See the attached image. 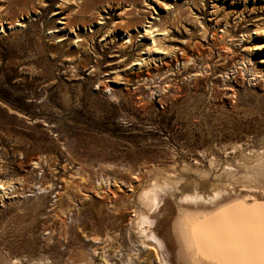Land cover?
I'll use <instances>...</instances> for the list:
<instances>
[{"label": "rangeland", "instance_id": "rangeland-1", "mask_svg": "<svg viewBox=\"0 0 264 264\" xmlns=\"http://www.w3.org/2000/svg\"><path fill=\"white\" fill-rule=\"evenodd\" d=\"M263 138L264 0H0V264H154L139 190Z\"/></svg>", "mask_w": 264, "mask_h": 264}, {"label": "bare ground", "instance_id": "bare-ground-1", "mask_svg": "<svg viewBox=\"0 0 264 264\" xmlns=\"http://www.w3.org/2000/svg\"><path fill=\"white\" fill-rule=\"evenodd\" d=\"M260 144L248 153L239 150L232 163L226 157L224 163L216 158L210 160L209 171L187 165L182 166L179 177L158 172L139 190L132 231L142 247L149 245L155 249L154 264H191L180 235L183 218L211 214L235 201L264 202V138ZM141 246H137L139 252ZM136 253L131 251L125 263L143 264ZM98 256L101 264L113 262L104 251L98 252Z\"/></svg>", "mask_w": 264, "mask_h": 264}, {"label": "snow or ice", "instance_id": "snow-or-ice-1", "mask_svg": "<svg viewBox=\"0 0 264 264\" xmlns=\"http://www.w3.org/2000/svg\"><path fill=\"white\" fill-rule=\"evenodd\" d=\"M180 235L191 264H264V202L235 201L185 217Z\"/></svg>", "mask_w": 264, "mask_h": 264}]
</instances>
